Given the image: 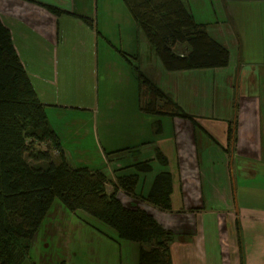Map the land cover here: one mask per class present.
Segmentation results:
<instances>
[{
	"label": "crops",
	"instance_id": "1",
	"mask_svg": "<svg viewBox=\"0 0 264 264\" xmlns=\"http://www.w3.org/2000/svg\"><path fill=\"white\" fill-rule=\"evenodd\" d=\"M182 1L194 20L204 24L207 34L227 49V64L169 70L149 45V61L138 68L188 117L145 113L140 107L131 112L128 109L132 114L125 122L127 131L121 140L110 139L114 119L107 118L101 124L106 147L100 144L99 123L92 119L96 151L111 172L110 176L106 175L110 182H115L120 174H138L136 194H147L156 174L170 172V212L127 195L121 189L117 196L128 206L152 208L146 210L156 220L160 216L166 219L170 226L157 221L175 234L170 244L172 264H181L182 257L196 261V264H231L227 260L225 263V256L233 257L237 264V237L234 239L225 227L232 220L230 214H234L241 224L244 263L264 264V204L256 198L242 202L237 196L240 188L254 195L264 194V0ZM204 1L211 2V8ZM11 2L5 7L0 0V19L11 33L14 48L44 104L47 120L56 132L68 162L62 136L49 121L47 109L80 107L47 96L52 89L54 91L59 79V66L66 72L71 70L66 66L67 55L78 53L84 58L91 45L82 38L75 43L67 42V31L60 29L59 19L61 16L76 17L83 26L88 24L84 19L87 15L77 9L75 0ZM44 4L62 11L56 15ZM196 12L202 19H196ZM93 16L96 21L90 20L89 33L94 34L92 62L98 67V36L103 30L98 27V12ZM90 37L88 34L87 38ZM176 46L178 43L173 49L181 56L187 50L185 44H180L182 51H176ZM112 64V59L103 60V70ZM126 71L120 74L131 75L129 70ZM34 81L40 83L36 85ZM138 87L141 93L139 82ZM74 124L76 129L84 128L81 119ZM88 132L86 129L76 133L81 136ZM157 153L165 158V163L156 158ZM56 155L59 157L58 151L51 150L52 158ZM144 160H149L151 170L140 172L135 169L133 165ZM61 207L57 206V209L61 210ZM246 232L249 235L245 236ZM224 236L230 242L228 250L223 248ZM135 243L131 244L132 261L137 264L140 245Z\"/></svg>",
	"mask_w": 264,
	"mask_h": 264
},
{
	"label": "trees",
	"instance_id": "2",
	"mask_svg": "<svg viewBox=\"0 0 264 264\" xmlns=\"http://www.w3.org/2000/svg\"><path fill=\"white\" fill-rule=\"evenodd\" d=\"M123 2L167 69L227 64V49L207 34L204 24L194 20L182 0ZM44 6L54 14L62 11L53 5ZM177 43L187 47L182 56L173 49ZM131 67L145 97L140 105L143 112L188 117L138 66ZM38 143L47 146L35 148ZM54 149L59 153L57 163L51 156ZM26 157L43 165H30ZM156 158L165 163L160 153ZM133 166L140 172L151 170L149 160ZM138 180L137 173L117 175L108 191L106 185L110 181L105 173L69 165L47 120L44 104L14 48L11 33L0 19V264L24 263L34 233L55 200L71 212L82 211L110 227L118 240L139 243L137 264H172L170 244L174 232L163 227L146 209L128 206L117 196L121 189L160 210L171 211L170 172L156 174L145 195L135 193ZM237 230L240 264H245L239 223ZM143 244L149 246L145 248Z\"/></svg>",
	"mask_w": 264,
	"mask_h": 264
},
{
	"label": "rangeland",
	"instance_id": "3",
	"mask_svg": "<svg viewBox=\"0 0 264 264\" xmlns=\"http://www.w3.org/2000/svg\"><path fill=\"white\" fill-rule=\"evenodd\" d=\"M11 1L13 0H1V3L6 7L12 3ZM75 3L77 9L86 13L87 18L89 17L88 19L94 22L96 19L93 15L98 12V27L103 30V33L98 36L99 66L95 67V62L94 64L92 62L91 49H93L94 56L95 48L94 34L89 33L92 26L85 23L80 26L76 17L61 16L59 26L60 29L67 31V42L75 43L82 38L84 41L88 40L91 45L88 46L84 58H81L78 53L67 55L66 66L71 70L66 72L59 66V79L54 91L52 89L47 96L68 105H79L80 108L49 107L47 114L49 121L62 136L63 147L70 166L98 168L110 176L111 172L103 164L96 151L91 122L92 119H96L99 123L98 131L102 147H106L107 140L101 124L107 118L114 119L115 122L110 139L117 142L123 138V133L127 131L125 122L132 114L128 112V109L130 112L136 110L145 99L143 93L139 92L131 64L144 67V64L149 61L150 48L144 33L132 18L123 0H75ZM204 3L206 6L210 4L211 8V2L204 1ZM195 16L196 19H202L199 12ZM88 34L91 36L89 39ZM175 50L182 51L183 48L178 44ZM135 54H137L136 57H134ZM105 59H112L114 64L109 69L103 70L102 61ZM126 70H129L131 75L129 73L120 74L127 72ZM39 83L34 81L36 85ZM80 119L84 128L76 129L74 121L78 122ZM86 129L89 130L88 134L80 136L76 133L78 130L85 131ZM35 148H45V145L38 143L35 144ZM56 156L53 158L55 163L60 161L58 155ZM26 160L30 165H43L29 157H26ZM106 188L109 191L112 190L111 182L107 183ZM237 196L242 202L256 198L259 203L264 204V194L254 195L249 190L244 192L240 188ZM137 199L144 201L141 197ZM57 206L62 205L55 200L49 210V216L46 215L47 217L34 233L23 264H135L132 261L133 249L131 247V244H136L135 242L118 240L113 229L82 211L71 212L63 206L60 210ZM146 209L151 210L152 208ZM229 216L232 220L225 227L235 239L238 231L237 217L235 218L234 214ZM157 220L165 226H170L164 217L160 216ZM239 225L241 228L240 223ZM246 235H249V232H246ZM143 245L145 248L149 246L148 244ZM229 245V240L224 236V250H228ZM235 246L237 264H240L239 244L235 242ZM224 258L225 263L229 261L234 264L233 257L225 256ZM181 264H196V261L182 257Z\"/></svg>",
	"mask_w": 264,
	"mask_h": 264
}]
</instances>
